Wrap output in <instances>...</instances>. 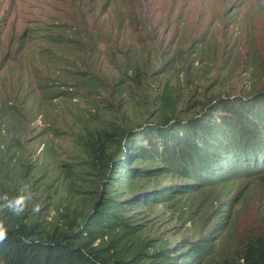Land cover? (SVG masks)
<instances>
[{
	"label": "rangeland",
	"instance_id": "374dc122",
	"mask_svg": "<svg viewBox=\"0 0 264 264\" xmlns=\"http://www.w3.org/2000/svg\"><path fill=\"white\" fill-rule=\"evenodd\" d=\"M262 87L264 0H0V196L26 189L18 217L62 227L98 194L85 135ZM232 177L139 225L184 249L227 215L212 251L229 256L264 233V175Z\"/></svg>",
	"mask_w": 264,
	"mask_h": 264
},
{
	"label": "trees",
	"instance_id": "16d2710c",
	"mask_svg": "<svg viewBox=\"0 0 264 264\" xmlns=\"http://www.w3.org/2000/svg\"><path fill=\"white\" fill-rule=\"evenodd\" d=\"M191 108L168 117L163 109L160 121L151 119L152 112L130 128L101 127L85 135L97 196L62 227L1 215L9 234L0 245V264H264L263 232L243 240L229 256L212 251L227 215L206 218L198 233L204 234L184 249L139 225L145 207H177L182 197L232 176L263 178L264 87Z\"/></svg>",
	"mask_w": 264,
	"mask_h": 264
},
{
	"label": "clouds",
	"instance_id": "9594fccd",
	"mask_svg": "<svg viewBox=\"0 0 264 264\" xmlns=\"http://www.w3.org/2000/svg\"><path fill=\"white\" fill-rule=\"evenodd\" d=\"M32 199V194L27 192L26 189H21V194L10 198L8 195L0 196V211L7 210L14 216H20L28 203ZM39 206H36L34 211H39ZM9 229L6 227L5 222L0 220V245H3L8 239Z\"/></svg>",
	"mask_w": 264,
	"mask_h": 264
}]
</instances>
